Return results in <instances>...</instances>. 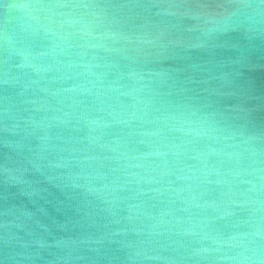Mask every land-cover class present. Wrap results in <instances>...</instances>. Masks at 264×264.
Wrapping results in <instances>:
<instances>
[{"label":"water","instance_id":"water-1","mask_svg":"<svg viewBox=\"0 0 264 264\" xmlns=\"http://www.w3.org/2000/svg\"><path fill=\"white\" fill-rule=\"evenodd\" d=\"M0 264H264V0H0Z\"/></svg>","mask_w":264,"mask_h":264}]
</instances>
